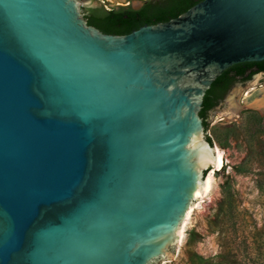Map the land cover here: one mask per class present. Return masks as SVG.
Wrapping results in <instances>:
<instances>
[{
	"label": "water",
	"instance_id": "95a60500",
	"mask_svg": "<svg viewBox=\"0 0 264 264\" xmlns=\"http://www.w3.org/2000/svg\"><path fill=\"white\" fill-rule=\"evenodd\" d=\"M262 60L264 0L122 33L78 0H0V264L165 255L213 163L203 96Z\"/></svg>",
	"mask_w": 264,
	"mask_h": 264
},
{
	"label": "rangeland",
	"instance_id": "374dc122",
	"mask_svg": "<svg viewBox=\"0 0 264 264\" xmlns=\"http://www.w3.org/2000/svg\"><path fill=\"white\" fill-rule=\"evenodd\" d=\"M78 1L109 8L143 0ZM249 82H235L208 111L204 135L222 163L209 164V187L190 204L182 236L149 264L222 263L244 240L253 257L264 261V77L255 74Z\"/></svg>",
	"mask_w": 264,
	"mask_h": 264
},
{
	"label": "trees",
	"instance_id": "16d2710c",
	"mask_svg": "<svg viewBox=\"0 0 264 264\" xmlns=\"http://www.w3.org/2000/svg\"><path fill=\"white\" fill-rule=\"evenodd\" d=\"M197 1L198 0H144L139 8H133L129 4L112 6L109 8H106L104 5L88 7L92 9L98 29L122 33L132 31L150 22L175 17ZM251 64H258L260 68H264V60L235 63L218 75L206 90L199 111L205 131H207L208 128V111L213 109L217 103L222 100L226 92L235 82L247 78L242 74L245 68ZM256 119L258 121L263 118L257 115ZM206 139L212 145V140L207 134ZM237 246L238 249L239 246H242L243 249L241 248L240 251L236 249L235 252L229 253V256L225 257L224 262L216 264H264L263 260L260 261L253 257L248 242L244 240L241 245Z\"/></svg>",
	"mask_w": 264,
	"mask_h": 264
},
{
	"label": "bare ground",
	"instance_id": "6f19581e",
	"mask_svg": "<svg viewBox=\"0 0 264 264\" xmlns=\"http://www.w3.org/2000/svg\"><path fill=\"white\" fill-rule=\"evenodd\" d=\"M204 157H206V155H204ZM213 163H215L218 168H219V166L222 163L221 154L219 153V151L215 154V149L213 151ZM209 183H210V176H208L206 179L204 177L203 182H202V185H201L200 189L197 191V195H200V192L202 193V192L206 191L208 189V187H209ZM189 209L187 210L186 215H185V218H184V221H183L180 229L178 230V237H181L182 234H183V228H184V225L183 224L185 222L186 217L189 215V213L191 211Z\"/></svg>",
	"mask_w": 264,
	"mask_h": 264
},
{
	"label": "flooded vegetation",
	"instance_id": "af4514ba",
	"mask_svg": "<svg viewBox=\"0 0 264 264\" xmlns=\"http://www.w3.org/2000/svg\"><path fill=\"white\" fill-rule=\"evenodd\" d=\"M255 74H259L260 78L264 77V68H260L258 64H251L247 66L243 72V76L247 77L243 80H239L242 85H244L247 81L252 79Z\"/></svg>",
	"mask_w": 264,
	"mask_h": 264
}]
</instances>
